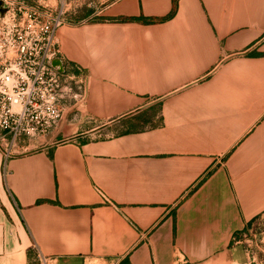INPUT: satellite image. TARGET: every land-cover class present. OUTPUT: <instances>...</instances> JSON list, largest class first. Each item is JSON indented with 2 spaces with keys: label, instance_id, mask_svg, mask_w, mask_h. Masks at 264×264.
I'll use <instances>...</instances> for the list:
<instances>
[{
  "label": "crops",
  "instance_id": "crops-1",
  "mask_svg": "<svg viewBox=\"0 0 264 264\" xmlns=\"http://www.w3.org/2000/svg\"><path fill=\"white\" fill-rule=\"evenodd\" d=\"M100 16L57 31L83 104L0 152V264H264V0Z\"/></svg>",
  "mask_w": 264,
  "mask_h": 264
},
{
  "label": "built area",
  "instance_id": "built-area-1",
  "mask_svg": "<svg viewBox=\"0 0 264 264\" xmlns=\"http://www.w3.org/2000/svg\"><path fill=\"white\" fill-rule=\"evenodd\" d=\"M2 1L7 12L0 17V152L8 159L23 153V141L45 137L58 128L63 104L82 105L87 84L86 77L83 86L75 81L78 77L71 71L84 73L63 60L56 38L61 27L75 23L67 21L62 11L53 13L21 0ZM55 59L62 62L64 72L51 65ZM68 80L76 85L73 89L64 87ZM248 238L242 233L232 242ZM34 249L35 264H53V259Z\"/></svg>",
  "mask_w": 264,
  "mask_h": 264
},
{
  "label": "rangeland",
  "instance_id": "rangeland-1",
  "mask_svg": "<svg viewBox=\"0 0 264 264\" xmlns=\"http://www.w3.org/2000/svg\"><path fill=\"white\" fill-rule=\"evenodd\" d=\"M25 3L33 6H37L40 8H44L53 13L62 11L64 13V17L67 21L75 24L79 23H89L93 21H97L98 19H102L100 13L111 4L115 0H21ZM76 75V82L80 81L79 84L81 86L85 83L84 74L75 73L71 71V75ZM76 85L72 80H68L64 82V87L74 88ZM64 109L67 107H72L68 104H63ZM99 123H95L94 126H99ZM120 133V130L114 129L112 131H103L99 133L100 135L96 136V138H106L112 135H117ZM251 238H248L244 244L251 245ZM250 241V242H249Z\"/></svg>",
  "mask_w": 264,
  "mask_h": 264
},
{
  "label": "water",
  "instance_id": "water-1",
  "mask_svg": "<svg viewBox=\"0 0 264 264\" xmlns=\"http://www.w3.org/2000/svg\"><path fill=\"white\" fill-rule=\"evenodd\" d=\"M7 12V7L5 6L4 2L0 0V17H3ZM51 65L53 67H57L60 72H64L63 64L60 60H52Z\"/></svg>",
  "mask_w": 264,
  "mask_h": 264
},
{
  "label": "trees",
  "instance_id": "trees-1",
  "mask_svg": "<svg viewBox=\"0 0 264 264\" xmlns=\"http://www.w3.org/2000/svg\"><path fill=\"white\" fill-rule=\"evenodd\" d=\"M173 13V12H172Z\"/></svg>",
  "mask_w": 264,
  "mask_h": 264
}]
</instances>
